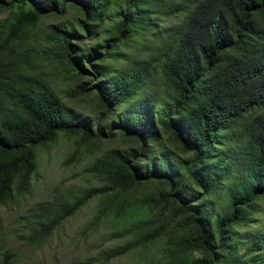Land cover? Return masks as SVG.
Instances as JSON below:
<instances>
[{
  "label": "trees",
  "instance_id": "obj_1",
  "mask_svg": "<svg viewBox=\"0 0 264 264\" xmlns=\"http://www.w3.org/2000/svg\"><path fill=\"white\" fill-rule=\"evenodd\" d=\"M70 9L76 26H49L53 47L43 51L79 81L68 96L92 101L96 121L64 103L35 41L44 19ZM5 11L0 208L32 190L39 151L61 135L79 138L80 151L120 134L136 147L107 152L89 172L116 192L122 227H136L104 260L167 237L173 264H264V233L240 232L264 199V0H0ZM99 32L103 49L81 46ZM119 63L124 67L113 68ZM155 72L162 99L149 91ZM153 181L175 235L169 221L159 223L127 199ZM98 192L40 203L23 219L33 224L25 239L43 246ZM107 204L97 220L112 208Z\"/></svg>",
  "mask_w": 264,
  "mask_h": 264
},
{
  "label": "rangeland",
  "instance_id": "obj_2",
  "mask_svg": "<svg viewBox=\"0 0 264 264\" xmlns=\"http://www.w3.org/2000/svg\"><path fill=\"white\" fill-rule=\"evenodd\" d=\"M77 15V11L70 9L63 17L51 16L44 19L35 41L40 42L39 53L43 70L53 78L52 82L64 103L82 119L96 121L98 113L92 101L85 97L68 96V93L76 89L79 81L65 71L59 58H49L45 53L53 47V43L48 40L49 26L69 24L76 26ZM6 16V11L0 14L1 19ZM101 33H98L97 40L87 41L88 45L81 46L90 48L93 46L89 44L91 42L96 44V50L103 49L106 37ZM134 56L146 57L143 53L137 52ZM122 66L123 64L119 63L113 68ZM87 70L92 72L88 67ZM154 75L156 79L150 85L149 91L157 99H162L165 96L161 80L157 72ZM92 78L93 76L88 75L84 82L90 83ZM77 140L81 143L79 138L61 135L55 144L42 148L38 155V169L33 178L32 190L27 194L17 195L8 205L0 208V264H173L167 253L170 247L167 237L149 243L145 248L142 247L124 257L110 262L104 260L106 252L123 246L132 239L133 236L129 232L136 226L128 230L122 227V216L117 214L118 202L112 200L116 192L111 189L110 184L92 175L89 169L111 150L129 151L136 146L130 140L116 134L113 139L96 141L94 146L88 147L83 144L80 151H77ZM93 189L99 190L98 195L76 215L69 218L43 246H34L25 239L33 224L23 219L40 203L55 198H76ZM160 191L161 187L153 181L137 188L127 199L131 203L139 201L141 211L149 216L151 214L159 223L169 221L170 233L175 235L176 222L172 219L163 199H160ZM107 202L112 203V208L97 220L98 210L104 206L107 208ZM256 210L248 224L240 229L242 234L246 231L256 232L257 235L264 233V199L260 200Z\"/></svg>",
  "mask_w": 264,
  "mask_h": 264
}]
</instances>
